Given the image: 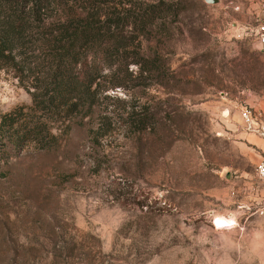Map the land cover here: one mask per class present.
Instances as JSON below:
<instances>
[{"label":"rangeland","instance_id":"374dc122","mask_svg":"<svg viewBox=\"0 0 264 264\" xmlns=\"http://www.w3.org/2000/svg\"><path fill=\"white\" fill-rule=\"evenodd\" d=\"M128 1L174 4L159 7L167 18L142 47L168 80L109 101V112L148 109L155 129L79 117L57 150L0 165V264H264V138L241 119L250 111L264 128V48L252 33L264 0ZM30 104L0 70V108Z\"/></svg>","mask_w":264,"mask_h":264},{"label":"trees","instance_id":"16d2710c","mask_svg":"<svg viewBox=\"0 0 264 264\" xmlns=\"http://www.w3.org/2000/svg\"><path fill=\"white\" fill-rule=\"evenodd\" d=\"M162 6L174 4L0 0V70L11 71L31 98L29 106L0 108V165L30 149L57 150L79 117H98L106 128L114 118L132 134L152 132L148 109L127 102L120 111L108 108L119 100L111 94L117 89L168 80L165 62L142 50L146 34L167 18Z\"/></svg>","mask_w":264,"mask_h":264},{"label":"built area","instance_id":"2783aa9c","mask_svg":"<svg viewBox=\"0 0 264 264\" xmlns=\"http://www.w3.org/2000/svg\"><path fill=\"white\" fill-rule=\"evenodd\" d=\"M252 33L255 41L264 48V2L260 5V14L258 16L256 25L252 29ZM241 119L244 122L245 129L249 133L264 138V128L254 120L250 111H242ZM255 168L258 179L264 183V154L256 163Z\"/></svg>","mask_w":264,"mask_h":264},{"label":"bare ground","instance_id":"6f19581e","mask_svg":"<svg viewBox=\"0 0 264 264\" xmlns=\"http://www.w3.org/2000/svg\"><path fill=\"white\" fill-rule=\"evenodd\" d=\"M230 224L231 222H229L225 218H217L214 223L217 228L230 226Z\"/></svg>","mask_w":264,"mask_h":264},{"label":"water","instance_id":"95a60500","mask_svg":"<svg viewBox=\"0 0 264 264\" xmlns=\"http://www.w3.org/2000/svg\"><path fill=\"white\" fill-rule=\"evenodd\" d=\"M206 4L216 5L219 3V0H203Z\"/></svg>","mask_w":264,"mask_h":264}]
</instances>
